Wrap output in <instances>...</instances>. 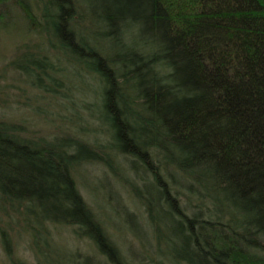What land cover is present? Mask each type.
I'll use <instances>...</instances> for the list:
<instances>
[{"label":"trees","instance_id":"1","mask_svg":"<svg viewBox=\"0 0 264 264\" xmlns=\"http://www.w3.org/2000/svg\"><path fill=\"white\" fill-rule=\"evenodd\" d=\"M14 15L9 73L33 98L60 96L69 69L102 86V145L0 117V213L24 218L34 264L56 227L102 264H264V0H0V25ZM86 162L142 209L143 257L129 262L83 199ZM13 231L0 225V247L27 264Z\"/></svg>","mask_w":264,"mask_h":264},{"label":"rangeland","instance_id":"2","mask_svg":"<svg viewBox=\"0 0 264 264\" xmlns=\"http://www.w3.org/2000/svg\"><path fill=\"white\" fill-rule=\"evenodd\" d=\"M21 19L19 15H14L13 20L0 25V104L6 99L8 106L0 107V117L3 114L4 118L24 119L33 129L45 134L51 131L52 134L56 130L53 128L61 123L73 124V127L80 126L77 131L79 136H86L94 144L102 145V130L105 127L102 128V121H92L97 118L102 120V86L99 83L92 82L82 75L72 76L73 71L69 69L64 75L66 89L63 87L60 96L53 94L50 99H35L28 92L27 83L21 78H13L9 73L8 63L13 48L21 40V36L25 35V26ZM87 103L90 106L84 108ZM123 167L126 168L125 165ZM124 168L123 173L128 170ZM103 169L99 163H83L75 171L76 183L83 199L95 211L106 231L130 262L133 260L132 255L141 252L143 257L150 250L147 244L152 243L151 235L145 225L142 209L132 201L121 182ZM129 175L132 176L127 173V176ZM23 219L15 216L5 218L0 213V225L6 230L8 227L14 228L12 238L18 245L15 249L17 256L27 264H34L33 256L22 243L28 237L27 232L23 230H26ZM27 220L36 224L31 218ZM21 240L22 242H19ZM38 240L42 247L40 264H90L91 257L94 264H102V258L93 247L73 237L64 227L53 228L49 233L40 230ZM75 251L80 254L79 258L82 256L80 259L76 257ZM0 264H9L1 247Z\"/></svg>","mask_w":264,"mask_h":264}]
</instances>
